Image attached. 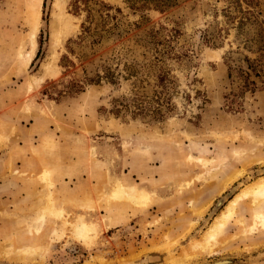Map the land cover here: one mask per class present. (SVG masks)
<instances>
[{
    "label": "rangeland",
    "instance_id": "1",
    "mask_svg": "<svg viewBox=\"0 0 264 264\" xmlns=\"http://www.w3.org/2000/svg\"><path fill=\"white\" fill-rule=\"evenodd\" d=\"M36 1L0 0V264H173L186 254L197 256L186 264H264V233L243 235L238 223H251L245 202L208 248L191 250L264 175V84L251 76L257 90L241 94L238 79L258 57L264 0H89L91 23L82 0L78 10L58 0L65 27L51 24L55 0H42L24 69ZM117 183L147 200L112 201ZM210 187L211 212L200 207ZM80 224L91 239L74 236ZM27 246L43 260L21 261Z\"/></svg>",
    "mask_w": 264,
    "mask_h": 264
},
{
    "label": "bare ground",
    "instance_id": "2",
    "mask_svg": "<svg viewBox=\"0 0 264 264\" xmlns=\"http://www.w3.org/2000/svg\"><path fill=\"white\" fill-rule=\"evenodd\" d=\"M41 4H42V0H37L34 3L33 8L27 12L28 13L27 15H28V18H29V21H28L29 31H28V33L26 35V38L28 40L27 42H28V46L30 47V50L26 53V55L24 57H22V68H24V69L30 63V61L32 60V58L34 56V53H35V51H34L35 48H36L35 37H36L37 31H38V26H39ZM60 4H61L60 1L58 2V0H55L53 6H55V8L59 11V13L54 15L51 24H52V26L65 27L66 25L64 26L63 24L64 23L66 24L67 22L63 18V15H62V12H61V8H60ZM58 33L59 32H57V33L55 32L53 34V40H54L53 43L54 44L58 43V35H59ZM51 69L52 68H51L50 62H48L46 64H43L42 65V76H41L40 79H42L46 75L52 74V71H54V70L51 71ZM40 79H38L37 81L33 80L34 81L33 84L35 82H38ZM29 84L32 85V83H29ZM246 135H247L248 141L250 143L254 141L250 134L246 133ZM260 140H262L263 143H264V138L260 139ZM236 156L238 157V156H240V154H237ZM196 160L199 163H202V165L204 167H206L207 165H210L211 163L214 162L213 159L198 158ZM214 170L217 171L218 169L215 168ZM242 175H243V170H239L237 173H235L230 178H228L222 185L223 191L227 190L226 188L228 186H230L231 184H233V182L236 181L238 178L242 177ZM132 190L133 189L130 188V187H125L122 184L117 183L112 188V191L110 192V195H109V199H111L112 201H121V200L127 199L128 201H131L134 205H142V204H144V202L147 199L145 197H143V196H141V197H133L130 194L132 192ZM243 202L248 203L249 207L252 208V209L254 208V210H252V214H251L252 216H251L250 225L245 226V224H244V222L242 220H238V223L243 228V231H241L242 234L244 235V234L248 233L249 235H252V234L258 235V234L264 233V210L258 209V207L260 205L264 204V175H263L261 177H258L254 182H252L249 185H246L245 187H243V189H241L239 191V193H237L233 197V199H231L225 205L223 211L211 221V223L207 227L206 231L203 233V241H198V242H195L194 244H192L191 250L194 251V250H196V248H201L202 245H204L203 248H208L209 247V243H211L213 240H215L216 235H218L223 230V228L226 226L227 222L231 221L235 217L238 205L243 203ZM50 211L54 214V212L52 210H50ZM203 212H204L203 210H200L197 213L201 216L203 214ZM37 220L38 219H36V221ZM39 221L42 223L44 221V216L39 217ZM94 233H95V229L93 227H89L88 225H85V224L78 225L75 228V230H74V236L77 237L79 239V241L80 240L81 241L82 240L85 241L87 239H91V237L94 235ZM172 246H173V244H172ZM162 248L163 249H166V248L170 249L171 245H169V242H167L166 248L165 247H162ZM167 249H166V251H167ZM4 250H6V249H3L2 253H5ZM17 253L15 251L13 253L15 255H13V254H11V252H7L6 251V253H5L6 259H7L8 256L13 255L15 257V256L18 255L19 258L22 259L21 261H26L28 257L30 258V256H31V258H30L31 261H34V259H35L34 258L35 255L34 254L35 253L37 254L36 250H34V249H32V248H30L28 246H27V248H23V250H21L18 254ZM208 253L210 255H212L214 252H208ZM38 254L36 255V257L39 256V258H40V255H38ZM184 256H185L184 259H182V260H174L171 263L174 262L173 264H186V263L190 262L192 259L197 258L196 255L192 256V255L186 254ZM14 257L12 259L10 257L11 261H13V259H14V261L15 260L18 261V259L16 257H15L16 258L15 259ZM32 258H34V259L32 260ZM39 258H38V260L42 259V257L40 259ZM19 261H20V259H19ZM168 263H170V259H169Z\"/></svg>",
    "mask_w": 264,
    "mask_h": 264
},
{
    "label": "trees",
    "instance_id": "3",
    "mask_svg": "<svg viewBox=\"0 0 264 264\" xmlns=\"http://www.w3.org/2000/svg\"><path fill=\"white\" fill-rule=\"evenodd\" d=\"M80 0H75V10L79 9V6H77V2H79ZM85 4V10L87 12V17H86V21L91 23V14L90 11L92 10L91 8L87 7V4L90 2L89 0H82ZM237 4L242 1L247 8H251L253 6V0H234ZM45 2V0H44ZM94 6H97L98 3H93ZM44 7V4H43ZM245 25V23L240 22L238 23V27L237 29L239 30V32L243 29V26ZM83 30H85L84 32L89 33V27H85V25H82ZM258 40L255 43L256 45V53L258 54V57L256 60L254 61H249L248 59H245L246 62V70H241L239 69L238 71V79L241 80L242 82V86L240 89V93L244 94L245 92H250V93H254L257 90V86L255 81L251 80V76H253L255 79L260 80L261 84H264V34H262L259 30L258 32ZM38 55V52H37ZM36 55V57H37ZM228 62H226L227 64V68H228V79H232V74H233V68L229 63V60H227ZM80 90H77L74 93H79Z\"/></svg>",
    "mask_w": 264,
    "mask_h": 264
},
{
    "label": "crops",
    "instance_id": "4",
    "mask_svg": "<svg viewBox=\"0 0 264 264\" xmlns=\"http://www.w3.org/2000/svg\"><path fill=\"white\" fill-rule=\"evenodd\" d=\"M214 186H216V185H214ZM217 188V187H216ZM220 189V188H219ZM220 191V190H219ZM222 191H223V188H222ZM216 193V190H215V188L214 187H210V188H208V190L206 191V193H205V195H204V199L202 198V200H208L207 201V203L205 204V205H203V206H200V207H204L205 208V210H207V209H209L208 211L209 212H211L210 210H211V207H210V205H211V199H214L215 197L213 196L214 194ZM210 207V208H209ZM204 211V210H203ZM223 211V210H222ZM221 211V212H222ZM198 212V211H197ZM220 212V213H221ZM206 215H207V213H206Z\"/></svg>",
    "mask_w": 264,
    "mask_h": 264
}]
</instances>
